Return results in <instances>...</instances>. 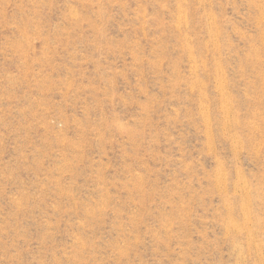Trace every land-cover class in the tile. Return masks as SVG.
<instances>
[{
    "label": "rangeland",
    "instance_id": "rangeland-1",
    "mask_svg": "<svg viewBox=\"0 0 264 264\" xmlns=\"http://www.w3.org/2000/svg\"><path fill=\"white\" fill-rule=\"evenodd\" d=\"M0 264H264V0H0Z\"/></svg>",
    "mask_w": 264,
    "mask_h": 264
}]
</instances>
